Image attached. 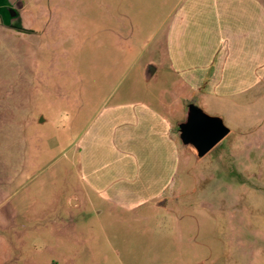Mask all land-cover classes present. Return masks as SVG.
<instances>
[{
  "label": "rangeland",
  "instance_id": "1",
  "mask_svg": "<svg viewBox=\"0 0 264 264\" xmlns=\"http://www.w3.org/2000/svg\"><path fill=\"white\" fill-rule=\"evenodd\" d=\"M177 1L10 0L9 21L0 16V264H264V86L210 154L181 151L166 208H103L82 177L90 118L140 67L138 46L119 64L128 35L117 27H143L129 39L149 56Z\"/></svg>",
  "mask_w": 264,
  "mask_h": 264
},
{
  "label": "crops",
  "instance_id": "2",
  "mask_svg": "<svg viewBox=\"0 0 264 264\" xmlns=\"http://www.w3.org/2000/svg\"><path fill=\"white\" fill-rule=\"evenodd\" d=\"M10 10V0H0L6 23ZM171 13L162 41L146 57L142 44L129 39L136 23L117 27L128 35H119V64L138 46L131 63L139 71L129 87L108 93L79 149L82 177L103 208H166L193 118L203 113L222 121L230 131L221 144L264 86V0H178ZM152 82L153 89L143 87Z\"/></svg>",
  "mask_w": 264,
  "mask_h": 264
},
{
  "label": "water",
  "instance_id": "3",
  "mask_svg": "<svg viewBox=\"0 0 264 264\" xmlns=\"http://www.w3.org/2000/svg\"><path fill=\"white\" fill-rule=\"evenodd\" d=\"M229 131L222 121L199 113L186 127L183 138L197 148L199 157L202 158L213 150Z\"/></svg>",
  "mask_w": 264,
  "mask_h": 264
}]
</instances>
